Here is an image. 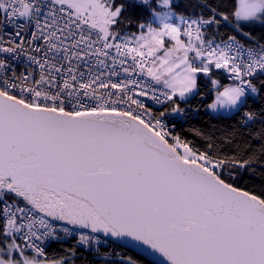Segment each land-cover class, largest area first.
Here are the masks:
<instances>
[{"label":"snow or ice","instance_id":"obj_1","mask_svg":"<svg viewBox=\"0 0 264 264\" xmlns=\"http://www.w3.org/2000/svg\"><path fill=\"white\" fill-rule=\"evenodd\" d=\"M0 264H264V0H0Z\"/></svg>","mask_w":264,"mask_h":264}]
</instances>
